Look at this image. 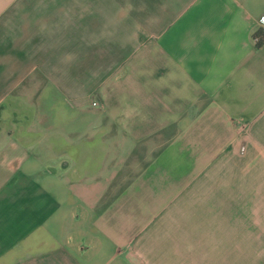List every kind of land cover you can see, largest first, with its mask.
I'll return each instance as SVG.
<instances>
[{
    "label": "crops",
    "instance_id": "crops-1",
    "mask_svg": "<svg viewBox=\"0 0 264 264\" xmlns=\"http://www.w3.org/2000/svg\"><path fill=\"white\" fill-rule=\"evenodd\" d=\"M264 0H0V264H264Z\"/></svg>",
    "mask_w": 264,
    "mask_h": 264
},
{
    "label": "built area",
    "instance_id": "built-area-1",
    "mask_svg": "<svg viewBox=\"0 0 264 264\" xmlns=\"http://www.w3.org/2000/svg\"><path fill=\"white\" fill-rule=\"evenodd\" d=\"M259 23H260V26H261V28H262V30L264 32V14L261 16Z\"/></svg>",
    "mask_w": 264,
    "mask_h": 264
},
{
    "label": "trees",
    "instance_id": "trees-1",
    "mask_svg": "<svg viewBox=\"0 0 264 264\" xmlns=\"http://www.w3.org/2000/svg\"><path fill=\"white\" fill-rule=\"evenodd\" d=\"M256 39L258 40V46H260L264 42V34L261 37L258 36Z\"/></svg>",
    "mask_w": 264,
    "mask_h": 264
}]
</instances>
